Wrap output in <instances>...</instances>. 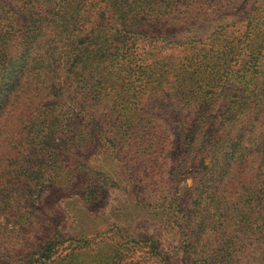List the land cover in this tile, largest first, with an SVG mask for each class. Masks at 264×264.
I'll return each instance as SVG.
<instances>
[{"label": "trees", "instance_id": "trees-1", "mask_svg": "<svg viewBox=\"0 0 264 264\" xmlns=\"http://www.w3.org/2000/svg\"><path fill=\"white\" fill-rule=\"evenodd\" d=\"M174 148L188 197L160 181ZM102 155L129 156L184 262L264 264V0H0V264H103L69 228Z\"/></svg>", "mask_w": 264, "mask_h": 264}, {"label": "rangeland", "instance_id": "rangeland-1", "mask_svg": "<svg viewBox=\"0 0 264 264\" xmlns=\"http://www.w3.org/2000/svg\"><path fill=\"white\" fill-rule=\"evenodd\" d=\"M226 21L227 15H215L209 23L199 28L198 41L204 42L211 31L225 24ZM169 53L174 54L170 51ZM165 109V106H160L155 118L161 116ZM173 109L178 110L176 107ZM176 120L177 117L174 116L171 119L165 118L163 121L171 133L175 132ZM169 141L175 143V135L170 136ZM168 154L160 181L164 178L171 181L173 192L185 193L188 197L193 186V174L190 169L175 168L179 160L176 148ZM97 158L103 163L101 167L103 170L96 174V177L103 179L99 184L98 196L89 208V212L83 216V222L74 227L69 226L70 229H77L82 233L86 231V237H95L94 241L99 240L98 244L88 243V253H92L95 248L100 249L98 259H101L103 264H187L176 247L178 239L175 237V230L177 228L176 225L171 224L173 214L163 208L164 206L160 208L147 206V202L155 203L156 195L140 181L141 178L136 181V178L131 177L134 172L129 168V165L131 167L133 165L132 161L127 162L129 156H119L118 163L115 161L105 163L108 157L104 158V155ZM212 190L214 191V188ZM140 201L145 203H139ZM55 203H59L58 210H61L62 207L78 204L79 197L71 192L65 197L57 196ZM207 231L213 233L210 227ZM149 237L154 238L155 244L161 243L158 249L159 254H157L158 251L153 252L149 246L132 247L130 242L132 238Z\"/></svg>", "mask_w": 264, "mask_h": 264}]
</instances>
